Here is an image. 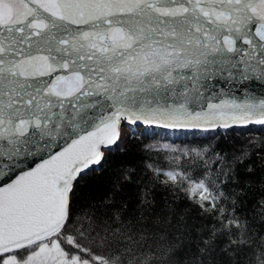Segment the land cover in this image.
Wrapping results in <instances>:
<instances>
[{"label":"snow or ice","instance_id":"6c2138e0","mask_svg":"<svg viewBox=\"0 0 264 264\" xmlns=\"http://www.w3.org/2000/svg\"><path fill=\"white\" fill-rule=\"evenodd\" d=\"M251 125L264 0H0V264H264V141L165 146L147 184L128 158L153 127L210 141ZM157 183L202 222L158 205Z\"/></svg>","mask_w":264,"mask_h":264},{"label":"trees","instance_id":"16d2710c","mask_svg":"<svg viewBox=\"0 0 264 264\" xmlns=\"http://www.w3.org/2000/svg\"><path fill=\"white\" fill-rule=\"evenodd\" d=\"M211 135V133H205L202 131L170 130L153 127L145 137H138L128 145V158L136 165V176L134 177L135 182L149 183L150 173H148L147 169L143 166L145 164L154 165L157 169H167L169 167L172 160L170 154H165L167 151L165 146L187 148L197 147L201 143H210L212 146L218 145L216 148L217 151L223 149L227 152L231 149L232 145L236 144L234 137H240L241 139L252 138L257 144L264 141V127L251 125L247 129H236V131L230 135H216L214 139L208 141L206 137ZM143 144H152L157 147L151 152H145L141 150V146ZM142 157H146V159H143L142 161ZM241 172L243 173V169H241ZM109 175L110 173H106L103 176L99 173L90 174L81 182L80 191L86 195L99 194ZM149 186L155 188L153 195L155 196L158 205L164 206L166 204L169 208L175 210L177 216L187 219L189 224H198L202 222L197 219L198 210L185 198L182 193L170 191L160 186L158 183L154 185L150 184ZM258 190V183L254 184L252 190L248 193V198L243 206L241 214H247L249 216L253 215L251 208L254 200L258 198L256 196ZM127 191L128 190H126V192ZM135 191L136 189L133 187L131 192L135 193ZM255 228L257 230L264 228V224L261 223L259 218L256 220Z\"/></svg>","mask_w":264,"mask_h":264},{"label":"water","instance_id":"95a60500","mask_svg":"<svg viewBox=\"0 0 264 264\" xmlns=\"http://www.w3.org/2000/svg\"><path fill=\"white\" fill-rule=\"evenodd\" d=\"M253 86H254V85H253ZM256 90H257V92H259V91H260L259 87H256ZM154 128H163V127H159V126H157V127H154ZM167 129H170V130H186V131H193V130L190 129V128H185V129H180V128H177V129L167 128ZM195 132H199V131H195Z\"/></svg>","mask_w":264,"mask_h":264}]
</instances>
